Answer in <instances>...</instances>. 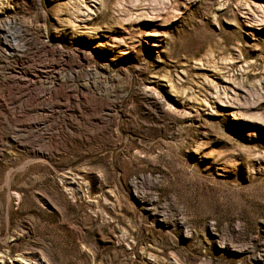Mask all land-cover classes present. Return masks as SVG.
I'll use <instances>...</instances> for the list:
<instances>
[{
  "label": "rangeland",
  "instance_id": "rangeland-1",
  "mask_svg": "<svg viewBox=\"0 0 264 264\" xmlns=\"http://www.w3.org/2000/svg\"><path fill=\"white\" fill-rule=\"evenodd\" d=\"M0 264H264V0H0Z\"/></svg>",
  "mask_w": 264,
  "mask_h": 264
}]
</instances>
